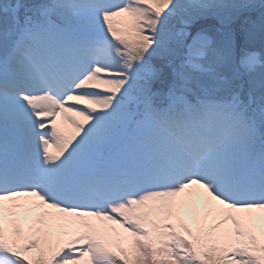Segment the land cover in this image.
<instances>
[{
	"label": "snow or ice",
	"instance_id": "obj_1",
	"mask_svg": "<svg viewBox=\"0 0 264 264\" xmlns=\"http://www.w3.org/2000/svg\"><path fill=\"white\" fill-rule=\"evenodd\" d=\"M0 24V264H264V63L233 64L264 2L0 0Z\"/></svg>",
	"mask_w": 264,
	"mask_h": 264
},
{
	"label": "rangeland",
	"instance_id": "obj_2",
	"mask_svg": "<svg viewBox=\"0 0 264 264\" xmlns=\"http://www.w3.org/2000/svg\"><path fill=\"white\" fill-rule=\"evenodd\" d=\"M26 2H31V0H26ZM182 3H186L187 0H181ZM218 3H224V4H230L233 2V0H217ZM264 2V0H254V3L257 4V6ZM229 9V10H224V9ZM216 9H219V11L221 13H219L218 11H214V13L216 14H219L220 16L222 17H227L229 15L232 14L233 10H231V8H228V7H224V8H216ZM223 9V10H222ZM231 12V13H230ZM248 15L251 16V19L253 21H255L257 24L259 23V17H260V10L259 8L257 7V9L255 10V12H251L249 13ZM119 20V24L118 26H123V24L125 23V18H118ZM204 25L205 27H210L212 25H214L216 28H219L220 27V24H219V21L214 19V17L210 16L206 21H204ZM170 27L171 28H174L175 30H179L182 25L175 19H173L171 22H170ZM233 27L236 28L237 30L239 29V23H236V24H233ZM0 28H2V24H0ZM188 31L191 33V35H195L196 34V29L192 28V29H188ZM209 35V37L213 40H216L219 38V34L216 32V31H209L207 33ZM189 43H191V40L188 41ZM255 52L259 57H260V60L262 63H264V42H262L260 39H254V40H249V41H246L242 35H240L238 33L237 35V39H236V43H235V49H234V53H233V64L234 65H238L239 63V60H240V57L245 53V52ZM154 64L158 65L159 64V60L156 59V58H153V61H152ZM261 73H264V67H257L256 70H255V75L257 77L260 76ZM229 75H231V73H229ZM58 123V126H60L66 134H71L72 130L70 127H68L67 125H63L61 123V121H57ZM78 139V137H77ZM50 151H54L52 149H50ZM200 193L202 194V190H199ZM192 199L194 201H196L198 207L200 208L201 211H204V208H203V203H202V197H197V196H193ZM259 215V214H257ZM186 219V222L188 223L189 227H193V224H192V220H191V217L190 215H186L185 217ZM92 223L94 224H99L100 222H97V221H91ZM211 222V220H210ZM115 227V226H113ZM225 227H231V225H226ZM118 232H120L122 235H126V234H123L122 230L121 229H117ZM69 239V237L65 236L63 237V241L66 242L67 240ZM125 247H127V243L125 242L124 244Z\"/></svg>",
	"mask_w": 264,
	"mask_h": 264
},
{
	"label": "trees",
	"instance_id": "obj_3",
	"mask_svg": "<svg viewBox=\"0 0 264 264\" xmlns=\"http://www.w3.org/2000/svg\"><path fill=\"white\" fill-rule=\"evenodd\" d=\"M215 11H218L219 13H221L220 11H219V9H214ZM223 10V9H222ZM224 10H229V9H224ZM232 10V9H231ZM252 12H255V10L254 11H252ZM217 13V12H216ZM231 13V12H230ZM221 14H223V13H221Z\"/></svg>",
	"mask_w": 264,
	"mask_h": 264
}]
</instances>
